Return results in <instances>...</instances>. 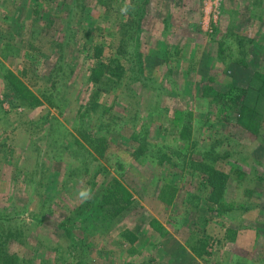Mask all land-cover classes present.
Instances as JSON below:
<instances>
[{
    "label": "rangeland",
    "instance_id": "rangeland-1",
    "mask_svg": "<svg viewBox=\"0 0 264 264\" xmlns=\"http://www.w3.org/2000/svg\"><path fill=\"white\" fill-rule=\"evenodd\" d=\"M123 2L0 0V264H264V0Z\"/></svg>",
    "mask_w": 264,
    "mask_h": 264
},
{
    "label": "clouds",
    "instance_id": "clouds-1",
    "mask_svg": "<svg viewBox=\"0 0 264 264\" xmlns=\"http://www.w3.org/2000/svg\"><path fill=\"white\" fill-rule=\"evenodd\" d=\"M134 10L135 5L132 4L131 0H124L123 4L119 7V12L125 19L128 14ZM93 197V189L89 186H81L76 191V199L81 203H87L89 200L93 199Z\"/></svg>",
    "mask_w": 264,
    "mask_h": 264
},
{
    "label": "trees",
    "instance_id": "trees-1",
    "mask_svg": "<svg viewBox=\"0 0 264 264\" xmlns=\"http://www.w3.org/2000/svg\"><path fill=\"white\" fill-rule=\"evenodd\" d=\"M105 70L110 72V74H113V76H116L117 78H120L122 76V66L120 65L119 62H115V65L113 67L109 68V65L105 66ZM110 70V71H109ZM212 182V181H211ZM79 214H81L79 212ZM12 258H7L4 264H10L12 262Z\"/></svg>",
    "mask_w": 264,
    "mask_h": 264
}]
</instances>
